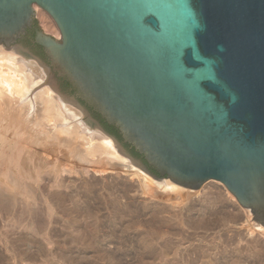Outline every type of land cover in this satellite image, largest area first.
Returning a JSON list of instances; mask_svg holds the SVG:
<instances>
[{
    "label": "water",
    "instance_id": "1",
    "mask_svg": "<svg viewBox=\"0 0 264 264\" xmlns=\"http://www.w3.org/2000/svg\"><path fill=\"white\" fill-rule=\"evenodd\" d=\"M33 21L44 56L17 43ZM0 46L35 60L133 166L190 190L218 182L264 228V0H0Z\"/></svg>",
    "mask_w": 264,
    "mask_h": 264
},
{
    "label": "rangeland",
    "instance_id": "2",
    "mask_svg": "<svg viewBox=\"0 0 264 264\" xmlns=\"http://www.w3.org/2000/svg\"><path fill=\"white\" fill-rule=\"evenodd\" d=\"M34 9V19L42 31L36 15L37 8L34 7ZM43 33L57 40L60 37L44 31ZM67 166L70 167L71 165L67 164ZM93 173L97 177L100 175L99 172ZM42 184L45 185L42 186ZM46 184L47 182L42 183L40 181L35 183V181H27L28 195L32 196L34 194L31 197L32 202H34H29L31 209L28 207L30 205L28 202L27 205L17 202V205H15L13 203L14 207L12 205L8 207L7 205L0 206V264H227L231 260V263L228 264H247V262L248 264H264V237L257 235L258 233L254 227V224L257 223L254 222L252 215L250 220L246 219L244 215L245 209H242L237 202H234L235 199L226 197L222 184L218 182H206L196 190L183 188L184 192L191 197L187 199L182 197L180 201L178 200L174 204V201L161 203L152 196H140L131 193L132 195L130 194L128 197L135 200V204L141 207V212L138 211L137 207V214L128 215L126 218L121 219L111 216L109 206L107 205L108 209L105 207L106 199L100 200L99 205H96L98 208L93 207L96 204L94 199V201L90 200L93 202L91 204L88 200H85V203L83 199L81 203H77L74 198V202L72 200L69 202L66 197L60 203V195L65 194L66 190L60 188L56 191V189L53 190L48 187L50 186L49 184ZM44 190L47 192L45 193ZM28 191H32L33 194ZM210 191L212 195H215L216 192L215 196L217 198L213 201V205L211 204L210 206L211 211L209 210L210 207L208 208L206 203H203V196ZM217 192L220 194L218 195ZM229 195L231 194L229 193ZM173 199L174 196L171 200ZM190 201L192 202L190 203ZM67 202L70 206L66 204ZM84 203L87 204V208L91 211L92 218L87 216L86 219L84 215L80 218L79 214H82L81 209L85 205ZM153 206L158 208V212L149 211ZM66 207L69 209H66ZM184 207L189 209L193 207V209L190 212L181 210ZM9 208H11L10 211L7 210ZM199 208L206 211H202ZM48 209L52 211L50 212ZM199 210L202 215L205 212L204 218ZM185 213L187 215L191 214L189 218ZM95 216H98L100 222L98 221L99 219L95 220ZM184 216L188 218L186 222L184 221ZM200 216H202L201 220ZM222 216L224 217L222 218ZM171 218H175V220L173 219L172 221ZM196 219L198 220L197 222ZM132 220L139 223L134 224ZM225 220L228 221L225 222ZM168 221H172V225ZM132 224L136 227H133ZM137 224L141 225L137 226ZM124 225H126L125 228ZM245 239L246 241L249 240L248 244L250 245L246 246ZM252 245L253 247L251 248ZM254 247L255 252L253 251ZM251 253L252 256L250 255ZM233 259H236L237 262Z\"/></svg>",
    "mask_w": 264,
    "mask_h": 264
},
{
    "label": "bare ground",
    "instance_id": "3",
    "mask_svg": "<svg viewBox=\"0 0 264 264\" xmlns=\"http://www.w3.org/2000/svg\"><path fill=\"white\" fill-rule=\"evenodd\" d=\"M36 13L42 31L59 37V31L48 15L38 8L36 9ZM45 80L46 75L35 60L24 59L23 57L14 54L12 51H7L0 46V206L7 205L8 207L13 203L17 205L16 202L24 205H27L29 202L31 203V197L34 194L32 191H28L33 194L32 196L27 193L28 180L33 182L35 181V183L40 181L42 183L47 182V184L50 185L48 187L53 190L56 189V191L60 188L63 190L65 189L66 193L60 195V203L61 201H64L63 199L66 197L67 201L69 200L70 202V200H72L74 202V198L77 203H81L82 199L85 203V200L91 202L90 200L94 199L96 204L93 207L96 208L99 205L100 200L106 199L107 203H105V207L108 209V205L111 211V216L117 219L137 214V207L138 211L141 212V207L135 204V200L128 197L131 193L140 196H152L161 203L174 201L173 204L178 200L180 201V198L182 197H186L185 199L191 197L188 193L184 192L185 190L183 188L171 183L168 179L156 181L139 168L133 166L127 158L117 152L113 141L100 130L93 129L89 131L88 129H90V127L85 125L82 112L72 105L64 103L59 95L54 93L49 88ZM67 164L71 166L68 167ZM93 172H99L100 175L97 177V175ZM44 185L45 184H42V186ZM48 187L47 189H49ZM222 188L226 197L228 196L229 199L232 198L234 200V197L229 195L223 185ZM51 189L50 191H52ZM44 191L45 193L47 192L46 190ZM210 193L211 191L209 193H205L203 196V203H206L208 208L211 206L213 201L217 199L215 196L216 192L215 195ZM219 194L220 193H218V195ZM173 196L174 199L171 200ZM46 202L48 201L46 200ZM191 202L192 201H190V203ZM92 203L93 202H91V204ZM52 204L56 205L55 203ZM66 204H68V202ZM68 205L67 207L70 206ZM12 206L14 207V205ZM30 206L31 204L28 207ZM46 207L48 206L46 205ZM67 207L66 209H69ZM192 209L184 207V209L181 210L190 212ZM199 209L202 210V208ZM7 210L10 211L11 208ZM81 210L80 212L82 214H79L80 218L82 215L86 216V219L87 216L92 218L91 211L87 208V204H85ZM209 210L211 211V207ZM51 211L52 210H50V212ZM149 211L155 213L158 212V208L153 206ZM199 212L202 215L200 210ZM203 214L205 215V212ZM190 215H187L188 218ZM204 215H202L203 218ZM244 215L246 216V219H251V213L249 210L245 209ZM202 216H200V220ZM171 217H173V215H171ZM223 217L224 216H222V218ZM94 218L95 220L99 219L98 216H95ZM175 218L173 219L175 220ZM188 218L184 216V221L186 222ZM193 218L195 219V217ZM98 221L100 222V219ZM172 221H168L169 224L171 222L172 225ZM197 221L198 220L196 219V222ZM226 221L228 220H225V222ZM179 222L180 221L178 220V224ZM132 223L136 224L139 222H134L132 220ZM207 224L209 223L207 222ZM139 225L137 224V226ZM195 225L197 226V224ZM134 226L135 225H133V227ZM125 227L126 225H124V228ZM254 227L258 233L257 235L264 237V228L259 224H254ZM127 230L129 229L127 228ZM246 239L245 244L248 246L250 245L248 244L249 240L246 241ZM252 247L253 245L251 248ZM254 250L255 247L253 248V251ZM250 251L252 250L250 249ZM252 253L250 254L251 256ZM210 258H212V256H210ZM233 260L235 261L236 259ZM231 261L227 262V264L231 263Z\"/></svg>",
    "mask_w": 264,
    "mask_h": 264
},
{
    "label": "trees",
    "instance_id": "4",
    "mask_svg": "<svg viewBox=\"0 0 264 264\" xmlns=\"http://www.w3.org/2000/svg\"><path fill=\"white\" fill-rule=\"evenodd\" d=\"M33 36H34V34L32 33L31 37H33ZM38 50L40 51L41 55L44 56V54H43V52H42V50H41L40 47L38 48ZM61 80H62V79H61ZM62 81H63L65 87L70 88V85H69L66 81H64V80H62ZM88 109L91 111L90 108H88ZM91 112H92V111H91ZM92 114L94 115V117H95L96 119H98V120L100 121V123L103 125V127H104V128L110 133V134L116 136V137L120 140V136H119L118 131H117L116 129H114V128L111 127V126L106 125V124L100 119V117H99L97 114H95L94 112H92ZM125 146L128 148L127 145H125ZM130 152L132 153L133 156H135V157H137V158H140V157L134 152V150H133L132 148H130Z\"/></svg>",
    "mask_w": 264,
    "mask_h": 264
},
{
    "label": "flooded vegetation",
    "instance_id": "5",
    "mask_svg": "<svg viewBox=\"0 0 264 264\" xmlns=\"http://www.w3.org/2000/svg\"><path fill=\"white\" fill-rule=\"evenodd\" d=\"M35 28H36V24H35L34 21H33V24L31 25V27H29V28L26 29V33H25V35L22 36V37L17 41V43L21 44L23 40H26V41H27L32 47L38 49L39 47L36 46L35 44H33V37H34V36L31 37L32 33L34 34V30H35ZM44 60H45V58H44ZM69 90H70L71 95H73V94H74L73 90H71L70 88H69ZM90 112H91V111H90ZM97 120H98V119H97ZM126 148H127V147H126ZM127 149H128V151L130 150L129 147H128ZM129 152H130V151H129Z\"/></svg>",
    "mask_w": 264,
    "mask_h": 264
}]
</instances>
